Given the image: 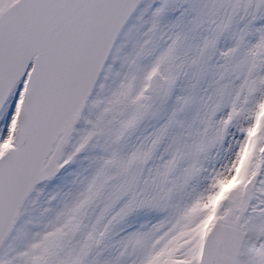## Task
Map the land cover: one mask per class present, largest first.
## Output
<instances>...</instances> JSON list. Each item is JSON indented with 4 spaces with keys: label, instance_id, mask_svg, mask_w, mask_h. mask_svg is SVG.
I'll return each instance as SVG.
<instances>
[{
    "label": "snow or ice",
    "instance_id": "snow-or-ice-1",
    "mask_svg": "<svg viewBox=\"0 0 264 264\" xmlns=\"http://www.w3.org/2000/svg\"><path fill=\"white\" fill-rule=\"evenodd\" d=\"M0 264H264V0H0Z\"/></svg>",
    "mask_w": 264,
    "mask_h": 264
}]
</instances>
